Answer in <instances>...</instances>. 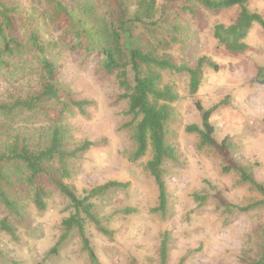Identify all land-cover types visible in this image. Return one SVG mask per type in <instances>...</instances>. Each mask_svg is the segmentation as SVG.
Listing matches in <instances>:
<instances>
[{"label":"rangeland","instance_id":"1","mask_svg":"<svg viewBox=\"0 0 264 264\" xmlns=\"http://www.w3.org/2000/svg\"><path fill=\"white\" fill-rule=\"evenodd\" d=\"M138 1H126L131 16ZM19 2L33 13L34 27L47 31L43 38L57 37L59 33L53 25L44 21L46 12L41 9L40 0ZM67 3H96L98 15L108 21L118 16V8L108 0ZM158 4L162 7L164 0H158ZM248 9L264 18V0H248ZM239 12L235 7L221 13L201 10L198 17L184 14L177 22L163 23L158 30L155 27V39L148 30H134L136 43L147 48L151 44L159 56L171 58L178 65L195 68L200 59L206 58L219 67L215 71L204 65L203 83L196 97L190 96L187 74L164 75V85L172 86L180 95V100L172 105L174 117L168 127L167 141L175 149V157L165 165V214L156 211L159 190L146 169L151 152L138 162L130 159L134 149L133 117L128 114V100L121 98L124 92L116 75L102 68L100 57L81 55L64 41L59 44L61 51L55 55L61 66L60 86L76 101L89 103L85 114L78 109L73 110V115L67 114L64 124L71 130V142L79 145L85 141H107L105 146L92 148L79 161L70 163L72 178L67 183L82 199L92 188L108 182L129 185L93 200L96 213L113 233L112 238L104 236L90 221L86 223L87 236L101 264H161L160 248L165 233L170 235L167 264H259L262 260L264 204L248 213L225 212L223 207L231 204L243 208L264 201L258 190L241 183L240 175L223 173L226 161L237 164L264 186V86L252 83L264 68V32L256 25L246 40L248 48L242 53L227 51L214 37L215 27L232 25ZM14 36L24 38V42L29 38L24 27ZM10 66L0 77V101L13 103L37 96L42 85L37 55L15 56ZM197 102L207 110L221 105L211 123L218 143L230 137L233 148L226 158L211 148L201 147L200 136L187 131L189 126L202 125ZM49 125L50 120L37 111L0 114V148L7 149L15 141L40 148ZM46 204L45 211H39L32 199L26 197L22 202L26 220L9 219L18 230L19 241L0 227V264H91L77 233L61 244L57 254L52 253L63 235V223L75 210L56 191H52ZM125 209L137 213L125 216ZM7 216L8 211L0 205V225Z\"/></svg>","mask_w":264,"mask_h":264},{"label":"trees","instance_id":"2","mask_svg":"<svg viewBox=\"0 0 264 264\" xmlns=\"http://www.w3.org/2000/svg\"><path fill=\"white\" fill-rule=\"evenodd\" d=\"M40 1L43 3L41 9L46 12L44 21L53 25L59 33L57 37L43 38L47 31L34 27L33 13L19 0H0V77L6 69L11 68L13 57L30 53L38 57L42 80L41 91L37 96L18 99L13 103L0 101V114L37 111L50 120L45 131L46 140L40 148L34 149L28 142L21 144L19 141L7 149L0 148V205L8 211L0 227L15 241H19L18 230L9 219L14 217L20 221L26 220L23 200L30 197L39 211H45L46 199L52 191H56L71 203L75 213L63 223V235L52 253L57 254L61 244L72 233H77L90 263L101 264L87 236L86 223L90 221L104 236L112 238L113 233L96 213L93 200L104 198L114 190L127 189L129 185L108 182L92 188L82 199L67 183L72 178L70 163L79 161L82 154L92 148L105 146L107 141H85L79 145L71 142V130L64 124L67 114L73 115L74 109L85 114V107L89 103L76 101L70 92L60 86L58 72L61 66L56 62L55 55L61 51L59 44L64 41L72 45L71 50L81 55L100 57L102 68L108 74L116 75L124 92L121 98L128 100V114L133 117L131 126L134 149L130 159L138 162L151 152L152 159L146 169L159 190V207L156 211L165 214L168 206L165 165L175 157V149L167 141L168 127L174 117L172 105L180 100V95L172 86L164 85V75L187 74L190 77V96L196 97L203 83L204 65L215 71L219 67L206 58L200 59L195 68L178 65L171 58L159 56L157 49L152 50L154 47L151 44L147 48L136 43L134 30L141 27L148 30L151 38L155 39V34L158 35L153 31L155 27L158 30L163 28V23L177 22L184 14L198 17L201 10L221 13L237 7L240 9L237 20L229 26L218 24L214 29V37L227 51L242 53L248 48L246 40L256 25L264 32V18L249 11L248 0H164L162 7L158 0H139L132 16L127 0H108L119 10L117 18L111 21L98 15L96 3L70 6L67 0ZM174 10H179V13ZM25 23L29 25L24 26ZM23 27L29 34L26 42L24 38L17 39L14 36L16 32H22ZM252 83L264 86V68L259 70ZM196 107L201 114L202 125L189 126L187 131L200 136L201 147L211 148L226 158L233 148L230 137L218 143L214 137L215 127L211 123L213 114L221 105L207 110L201 102H197ZM223 173H237L241 183L252 186L264 196V186L240 165L228 164L226 161ZM199 200L204 203L206 198ZM260 204H264V201L243 208L231 204H224L223 207L225 212L238 210L240 213H248ZM135 213L137 211L134 209L122 211L125 216ZM169 241L170 235L165 233L160 248L161 264H167ZM259 264H264V253Z\"/></svg>","mask_w":264,"mask_h":264}]
</instances>
